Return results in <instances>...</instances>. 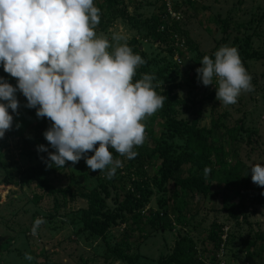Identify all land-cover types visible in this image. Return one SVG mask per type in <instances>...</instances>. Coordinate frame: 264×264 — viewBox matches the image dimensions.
<instances>
[{"label":"rangeland","instance_id":"rangeland-1","mask_svg":"<svg viewBox=\"0 0 264 264\" xmlns=\"http://www.w3.org/2000/svg\"><path fill=\"white\" fill-rule=\"evenodd\" d=\"M105 1L93 0L94 6L98 8ZM118 7H125L137 20L147 21L163 8L161 15L178 21L181 33L196 45V49L190 48L179 33L173 34L171 46L151 42L144 39L130 19L120 17L105 30L95 28L98 36L107 37L113 45L111 37L115 33L126 38L121 44H134L139 49L145 63L137 68L138 79L133 78V82L146 74L145 66L154 75L169 76L168 80L157 78L153 84L158 93L169 92L176 97L173 117L177 122H196L199 127L210 129L215 117H221L222 134L229 135L223 143L227 164L213 163L197 171L194 157L178 160V165L167 169L170 175L180 173L191 177L202 173L210 186L206 194L189 190L180 191L179 195L173 180L164 176L160 157L137 173L123 156V166L116 169L111 179L106 177L107 169L100 173L91 171L83 158L75 165L71 162L60 168L54 165L50 180L55 188L81 185L96 189L102 196L108 194L102 210L109 219L105 240L82 231L81 215L88 208L85 199L59 196V205L55 206L53 196L44 195L30 177L33 168L44 159L36 147L34 131L42 118L37 117L35 108L26 107L27 99L18 90L17 112L9 109L12 128L0 138V264H132L113 250L133 256L136 264H168L167 259L175 252L178 242L186 237L191 238L198 260L204 264H257L261 260L257 251L262 243L260 237L264 236V206L254 202L260 186L251 180L249 190L236 187L237 191L227 185L226 176H230L236 161L244 170L257 163L264 165V0H123ZM234 45L260 57L243 61L252 77L254 91L242 92L236 104L225 106L216 99L217 80L214 78L213 85L204 86L196 69L202 67L205 55H213L221 46ZM167 65L169 70L161 72ZM0 77L13 87L17 85L16 78L4 72L2 64ZM164 107L165 104L142 122L146 126L143 145L152 146L156 136L157 143L167 149L172 146V151L179 154L184 140L172 137L170 129L165 128ZM231 135L236 138L237 156H231L235 151L230 146ZM206 168L210 169L207 174ZM113 179L144 185L147 192L139 195L137 209L145 215L146 223L142 226L133 225L130 230L132 221L126 220L127 213L118 200L121 190L113 184ZM131 188L128 184L127 189ZM225 197L234 205L236 217L222 208ZM158 214L171 223L158 218ZM36 218H43L46 223L33 236L31 229ZM216 229L222 231L219 249H215L211 240ZM255 241L256 244L251 243ZM250 250L254 252L249 254ZM25 253L34 259L25 260ZM214 254L216 262L211 258Z\"/></svg>","mask_w":264,"mask_h":264},{"label":"clouds","instance_id":"clouds-1","mask_svg":"<svg viewBox=\"0 0 264 264\" xmlns=\"http://www.w3.org/2000/svg\"><path fill=\"white\" fill-rule=\"evenodd\" d=\"M99 23L100 9L93 0H0V64L17 80L13 87L0 77V138L12 128L9 109L17 112L19 90L26 107L52 122L44 132L55 150L48 153V167L75 165L83 158L91 171L107 169L111 179L123 164L110 149L134 159V147L145 140L142 122L160 110L167 97L155 91L154 75L143 74L133 82L145 60L126 42L120 43L124 36L114 33L115 45L98 36ZM214 56L205 55L196 72L204 86L217 80L220 104H236L242 92L254 91L236 47L221 46ZM38 151L48 149L39 145ZM250 169L252 182L264 187V165ZM45 223L36 218L31 234L38 235ZM24 258L34 259L30 253Z\"/></svg>","mask_w":264,"mask_h":264},{"label":"trees","instance_id":"trees-1","mask_svg":"<svg viewBox=\"0 0 264 264\" xmlns=\"http://www.w3.org/2000/svg\"><path fill=\"white\" fill-rule=\"evenodd\" d=\"M123 3V0H106L104 4H99L98 8L100 9V23L97 27L100 30H105L111 22L116 18L120 17L122 19H130L133 22L134 27L137 31L141 32L144 39L150 40L151 42H159L161 44L173 43V34L179 33L185 37L187 40V44L190 48L196 49V45L192 43L191 39L184 33H181L179 28L178 21L175 20H167L164 15H161L160 11L155 13L150 21L147 20H137L134 17L130 16L129 12L125 7L119 8V4ZM167 17V16H166ZM162 26V28H161ZM134 54H139V49L134 47V44L128 45ZM234 47H236L234 45ZM237 48V47H236ZM172 49V48H171ZM239 55L241 57L242 62L249 58H259L260 55L256 52H250L249 49L239 50ZM213 60L215 59L214 54L209 56ZM146 74L154 75V72L150 70L148 66H145ZM169 70V66H165L161 72H167ZM3 74V73H2ZM162 74V73H159ZM161 76V77H160ZM157 73L154 75L155 79H163L168 80L169 76L160 75ZM135 79H138V75L134 76ZM154 79V80H155ZM157 92V91H156ZM159 95H164L167 97L165 99L164 110L162 112V118L164 120V126L167 129H170V133L172 137H180L184 140L183 147L178 153L172 151V146H168V149L165 148V145L159 144L156 142V136L153 137V145H141L134 147V151L138 153V155L134 159H130L131 162L130 169L134 168V170L138 173V170L145 168L146 166L153 163L157 157L162 159V166L164 169V176L173 180V184L176 187L177 195L180 191H189L196 190L198 193L206 194L210 191V186L206 183V178L202 173L195 174L191 177H183V174L175 173L174 175H170L167 172V169L171 166L178 165V160H189L193 158V165L197 168V171L200 170L202 166L213 165V163L217 165L227 164L225 159V147L223 143L225 139L229 136L227 134H222V128L224 125L220 123L221 117L216 116L212 127L210 129L199 127L196 122L191 124H181L177 122V120L173 117L175 115L174 105L177 104L176 97L171 96L169 92L158 93ZM36 110V109H35ZM51 121L47 118H42L40 122H38L35 126V137H36V147L39 145H44L48 151L41 152V155L44 157L40 163L33 168L31 178L36 184V186L42 190L44 195H51L54 198L55 206L59 205V196H62L63 199L68 197L75 198L80 197L85 199L88 203V208L82 212L81 222H82V231L97 234L106 240V236L108 233V222L106 214L103 213V208L105 205V197L102 196L99 191L96 189H87L81 185H68L64 188H55L50 180V173L54 166L48 167L47 165L51 163L48 159V153L52 152V147L48 143V141L44 137V132L48 130L51 126ZM154 134V132H153ZM223 135V136H222ZM232 136V135H231ZM230 136V137H231ZM233 140L230 144L231 147H235V151L231 156H237V147L235 145L236 138L234 136ZM224 138V140H223ZM112 151L115 159L121 160L123 156H120L115 152L114 149H110ZM243 165L237 163L234 166L233 171L230 173V176H226L227 185L232 187L243 188L244 190H249V184L251 179L250 167L246 170L243 169ZM113 184L119 186L121 193L118 198L121 203V208L125 209L127 213L126 220L132 221L130 230H132L134 226H142L146 221H144L145 215H143L139 209V195H144L147 191L144 188L142 182H132L130 183L121 181H117L113 179ZM131 185V189H127V185ZM237 189V188H236ZM238 191V189H237ZM260 191H263L260 193ZM254 202H257L259 205L264 206V187H260L256 190V194L254 196ZM234 205L230 204L227 198H224L223 209L226 210L232 217H236L235 212L233 210ZM124 218V216L121 215ZM158 218L161 220H165L166 222H170V219L167 217H163L158 214ZM221 229L218 231L217 229L213 231L211 234V240L215 244V249H219V244H221ZM260 241H262L260 250V255L258 256L261 260L257 264H264V236L260 237ZM252 244H256L257 242H251ZM116 255L121 258L129 261L132 264H136L133 256L127 255L120 251H115ZM254 251L250 250L249 254ZM211 258L216 262V255L214 254ZM168 264H204L203 262L198 260V255L196 253L195 246L191 240V238L186 237L181 239L175 252L169 256L167 259Z\"/></svg>","mask_w":264,"mask_h":264}]
</instances>
